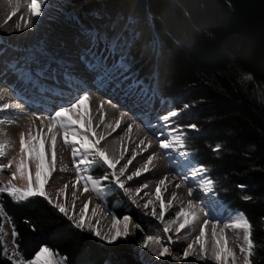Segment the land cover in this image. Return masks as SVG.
I'll use <instances>...</instances> for the list:
<instances>
[{
  "label": "trees",
  "instance_id": "16d2710c",
  "mask_svg": "<svg viewBox=\"0 0 264 264\" xmlns=\"http://www.w3.org/2000/svg\"><path fill=\"white\" fill-rule=\"evenodd\" d=\"M65 2L106 42L110 33L119 38L118 46L115 38L111 43L133 78L175 109L190 105L181 125L198 130L186 129L187 147L208 169L219 198L253 226L252 264H264V0ZM0 200L18 233L13 243L20 260L47 246L66 264H138L139 235L100 245L44 197L14 203L4 193ZM1 222L0 216V228ZM3 251L0 236V264H12Z\"/></svg>",
  "mask_w": 264,
  "mask_h": 264
},
{
  "label": "bare ground",
  "instance_id": "6f19581e",
  "mask_svg": "<svg viewBox=\"0 0 264 264\" xmlns=\"http://www.w3.org/2000/svg\"><path fill=\"white\" fill-rule=\"evenodd\" d=\"M30 1L0 0V50H3L0 52V87H6L4 100L0 101V103H17L21 105L12 112L0 113V143L6 145L4 149L5 155L0 157L3 161L15 156V142L17 143L21 132L27 137L30 131L35 134L40 130L41 120L39 122L35 116L44 119L45 116L54 111L55 106L61 103L67 106V100H61L58 96L60 89H56V92L52 95L34 92L28 86L27 80H23L19 73L14 71L13 65H15L16 60L26 57L35 46L40 42H44L51 52L66 60L77 62V56L86 44L85 40L78 42V34L74 35L73 33L77 30L73 25H62L60 23L61 20L57 18L55 12H52L53 3L50 2L49 5L41 4V12L44 10L43 14L46 13L34 18L30 9ZM22 9L29 11V15ZM13 12H15V15L12 14ZM36 20L39 21L38 25L34 22ZM25 22L29 24L27 28L25 27ZM17 25H19V28ZM72 30L74 31L72 32ZM105 43L108 42L105 41ZM72 51L76 54L70 53ZM142 81L144 80H140L141 83ZM77 83L88 90L87 94L90 97L87 108H81L80 111L85 115L91 116L96 136L104 135L106 137L105 140L101 141L99 147L110 158L120 160L117 165V174L119 168L133 157L134 152L137 155L126 170V176L131 175L138 168L143 169L148 155L154 154V158L149 165V172L143 173L138 178L134 177L132 181H127L126 176L122 177V179H125V186L130 190V196L126 195L123 190L114 188L111 191L101 193V198H98L97 194L91 190L85 192L83 183H76V169L72 164L71 149L64 145L63 139L58 135L55 147L56 170L50 176L47 184L58 195L57 200L59 203L63 204L67 211L74 215L75 219H79L81 211L84 209L85 203H87L88 208L84 212L85 223L88 220H92L89 223L101 235L110 236L115 231L112 228L113 216L110 213H113L117 218L118 215L123 214L120 211L114 213L112 207H110L112 194L118 193L119 198L137 207L149 225L146 236L154 237L153 240L148 242V247L143 250L141 260L144 264H169L168 262L173 264H182L183 262L186 264H214V260L211 259L214 250L212 243L213 223H216L217 236L221 234V231L223 232L226 241L225 246L234 252L236 264H243V254L240 252V246L244 243L243 230L223 227L224 223L230 222V216L225 212L226 208H224L223 204L217 202L214 195L200 190L198 182L190 181L187 184H181L178 173L187 171L184 156L180 153H171L169 158L159 149V141L153 135V132L158 130L157 118L164 115L167 111L175 109L173 103L168 100H157V97L151 92L152 90H149L151 88L149 86L146 87L144 83H142L144 84V90L148 98H150L148 104L143 102L135 103L131 99H125L124 96L106 87L98 89L91 78L77 81ZM75 91L74 88L73 93ZM80 94L83 95L84 93L81 92ZM67 96L68 92L64 91V97L66 98ZM16 97H20V99ZM114 104L116 105L115 107H113ZM101 109L104 116L103 122H101ZM139 112H145V118H142ZM121 113H124V115L122 116ZM174 119L176 120V118ZM117 121H120L119 127L116 126ZM48 122V120L44 119L45 125ZM129 125H131L130 130ZM149 125H151V129L148 127ZM113 128H116V130L113 131ZM46 132L47 127L43 128L41 134L43 135ZM142 140L145 144L149 141L151 142V146L146 151H142L144 149V144L140 143ZM44 151L46 160L50 161L52 159V151L50 140L47 138L44 142ZM122 153L125 157L124 159H120ZM177 169L180 170L177 171ZM92 175L100 177L103 175V170L98 171L95 169ZM161 179H165V184L160 186L162 199L165 203L168 200H173L174 203V208L166 212L165 218L168 217L170 210L174 214L180 208L187 209L189 200H192L195 206L194 210L198 216L194 224L189 229L182 230L181 233H175L178 223L171 225V231L168 235H171L175 241L171 245L168 244V235L163 232V224L156 218L159 216L160 207L159 202L155 200V190ZM104 184L106 187H110L107 182H104ZM176 184H181V186L177 188ZM143 185H147V187L137 194L136 190ZM190 187L192 188L191 196H189ZM89 188L91 189V186ZM173 193H175V198H173ZM105 196L106 199L104 198ZM133 199L136 201L135 204L132 203ZM149 199L153 201V204L149 206L148 210H145L143 205ZM205 206L211 208L212 215L218 219L210 220L209 224L204 226V255L206 260L201 261L198 258L200 254L199 244H195L194 241L199 235L200 227L207 218L203 210ZM152 208L156 210V217L152 215ZM130 226L131 223L129 222V235ZM121 227L122 223L117 225V228ZM128 236L127 238H129ZM158 239L163 242V246L170 247V254L163 258H158L155 254L162 247V244L157 243ZM190 243H193V255L184 259L183 252Z\"/></svg>",
  "mask_w": 264,
  "mask_h": 264
},
{
  "label": "snow or ice",
  "instance_id": "6c2138e0",
  "mask_svg": "<svg viewBox=\"0 0 264 264\" xmlns=\"http://www.w3.org/2000/svg\"><path fill=\"white\" fill-rule=\"evenodd\" d=\"M30 9L33 13V17H39L41 15V3L40 0H31ZM15 15V12L12 13ZM39 24V21H34ZM29 24L25 22L27 28ZM19 28V25H17ZM115 38L117 46L119 45V38L113 37L109 34L108 43L105 44V37L101 34L99 29H93L90 26H85L79 29L78 42L85 40L86 44L82 48L81 52L77 56V62L66 60L65 58L51 52L46 43L40 42L34 49L26 56L18 58L13 69L18 72L23 80H27V84L36 93L44 95H52L56 92V89H60L58 96L61 100H67V106L61 103L55 106L54 111L45 116L44 119L48 120V124H44V119H41L40 130L35 134L30 131L27 137L23 132L19 134V159L15 161V171L11 174V180L7 186H0V195L6 193L7 197L11 198L14 203H22L33 197H44L52 201L48 197L45 191V184L48 182L52 173L56 170V152L55 147L57 143L58 135L63 139L65 146L71 149L72 164L76 169V183H83L84 191L89 190L95 192L98 198L101 193L111 191L113 188L123 190L126 195H131L130 190L125 186L126 170L129 165L132 164L133 159L136 157V153H133V157L128 159L122 167L119 168L117 174V165L120 160H114L110 158L107 153L99 147L101 141L105 140L104 135L96 136L94 128L91 122V116L81 113V108H87L90 100L87 94V89L81 87L77 81H83L86 78H91L92 82L99 89L100 87H106L107 89L114 90L118 94L124 96L125 99H131L135 103L143 102L148 104L150 98L144 90L143 84L138 78H132L128 72L124 70V61H117L111 56V53L116 51V47L112 45L111 40ZM3 50H0L2 52ZM103 53V54H101ZM246 80H251L252 77L246 76ZM75 88V93L73 89ZM64 91L68 92V96L64 97ZM6 87H0V101L4 100V94ZM84 94L81 95L80 93ZM20 99V97H16ZM110 102V101H109ZM21 105L17 103H0V113L12 112L18 109ZM116 105L114 104L113 107ZM190 105L185 103L182 109H173L167 111L164 115L157 118L158 130L153 132L159 141V149L164 153L166 157L171 156V153H180L186 158L185 167L186 172L178 173L180 176L181 184H187L191 182H198L199 189L215 195V188L213 180L207 175L208 169L203 165L193 164L190 156L191 154L185 151L186 144V129L198 130L195 124H189L182 126L175 122L174 118H179L182 111H187ZM123 116L124 113H121ZM104 116L101 109V122H103ZM78 125V126H77ZM120 121L116 122V126L119 127ZM47 127V132L41 134L43 128ZM151 129V125L148 126ZM131 125H129V130ZM113 131L116 128L112 129ZM110 135V133H109ZM50 140V146L52 151V159L46 160L44 151L45 139ZM144 144L146 151L151 142L147 144L142 140L140 142ZM6 145L0 143V157L5 155ZM220 146L217 145L213 151L218 152ZM123 153L120 159H124ZM153 155H148L147 160L143 165V169L138 168L131 175L126 176L127 181H132L134 177H140L143 173L150 171L149 165L152 163ZM29 160L35 165V184L32 182L31 174L29 173ZM171 162V160H170ZM13 164L12 160H9L8 164L0 165V170L9 168ZM101 167L103 169V175L95 177L91 173L95 168ZM26 180V187L18 188L12 182L17 176ZM104 182H107L110 187H106ZM165 184V179H161L155 190V200L159 202L160 212L156 217V210L152 208V215L156 217L163 224V232L168 235L171 231V225L178 223V227L175 228V233H181L182 230L189 229L194 222L198 219L197 213L194 210L195 206L192 200L188 201V208H180L175 211V218L169 219L165 222L164 218L166 212L169 209L174 208L173 200H168L167 203L162 199L161 185ZM181 184H176L179 188ZM91 186V189L89 188ZM67 187V186H65ZM75 187V185H73ZM147 185H143L136 190L139 194L143 188ZM242 187V186H241ZM147 195V193H145ZM192 195V188H189V196ZM106 199V196L104 197ZM175 198V193H173ZM247 199V197H246ZM3 201L0 200V204ZM132 203L136 201L133 199ZM153 204V201L149 199L144 203L145 210L149 209V206ZM60 213L67 215V209L63 204L55 203ZM88 204L85 203L84 209L81 211L79 219L75 220V227L80 230L91 231L94 235L101 240H105L108 244H112L117 239L123 237L127 238L129 235V221L130 217L125 215L121 218L113 216L112 228L115 230L114 234L110 236L101 235L90 223H85L86 217L84 215L87 210ZM0 210H3L0 208ZM204 214L207 217L203 225L200 227L199 235L195 238L194 243L199 244L200 254L199 259L205 261V230L204 226L208 225L210 220H217L218 218L212 215V209L205 206ZM69 219H74V216H69ZM230 222L224 223V228H230L233 230H243V245L240 246V252L243 254V264H252V258L255 253V242L252 238L253 226L242 213L235 214L229 217ZM122 223L121 228H117V225ZM138 229L139 225H135ZM212 243L213 253L211 259L215 261V264H236L234 252L225 246L226 241L221 231V234L217 236L216 223L212 225ZM13 239L18 236L13 226ZM153 236H146L142 243V247H148V241L153 240ZM224 242V243H222ZM157 243L162 244V247L158 253H155L158 258H163L170 254V247L163 246L161 240H157ZM175 243L171 235H168V244ZM56 253L50 250L47 246H41L35 253L34 258L24 260L21 258L19 261H12V264H66L64 259H56ZM193 255V243L187 245V248L183 252V258L187 259Z\"/></svg>",
  "mask_w": 264,
  "mask_h": 264
},
{
  "label": "rangeland",
  "instance_id": "374dc122",
  "mask_svg": "<svg viewBox=\"0 0 264 264\" xmlns=\"http://www.w3.org/2000/svg\"><path fill=\"white\" fill-rule=\"evenodd\" d=\"M45 1L44 0L43 1H40V3L42 5H44V4L45 5H49L50 2L54 4L53 5L54 7H53V11L52 12H55V15L57 16V18H59L61 20L60 23L62 25L71 24V25H73L76 28L77 31L72 30V32L74 31L73 32L74 35L76 33L78 34L79 29L83 28V26L85 27L84 22L77 16V14L75 13V11H74L73 8H69L68 7V5L65 2V0H48V1L45 0ZM29 4H31V1H30ZM22 11H24L26 14L29 15V11H27V10L25 11L24 9H22ZM43 12H44V10L41 12V15L43 14ZM56 16H54V17H56ZM115 52L116 51H114V52L111 53V56L114 59H116L117 61H121V60L124 61L125 60L121 55H120L121 56L120 57ZM70 53L76 54L73 51L70 52ZM125 61H124V66H125L124 67V70L126 72H128V74H129L130 77H132L131 74H130V71H129V67L127 65V61H126V63H125ZM148 86L151 87V89H149L150 91L151 90L154 91V89H153V87L151 85H148ZM157 100H159V99H157ZM166 107H168V105H166ZM141 114H143V113L139 112V115L144 118V116L141 115ZM35 117H39V116H35ZM41 119H38V121L40 122ZM185 120H187V112L186 111H182L181 114H180V117L179 118H176L175 122L181 125L182 122L185 121ZM185 144H186V142H185ZM185 151H187L188 153L191 154L190 159H191L192 163L193 164H198L196 158L193 156V153L189 151V149L187 147V144H186ZM15 153H16L15 156H13L12 158L9 157L8 160L3 161V160L0 159V165L8 164L9 160H12L13 161V164H12L11 167L0 170V186H7L8 182L11 180V174H12V172L15 171V161H17L19 159V138H18L17 143L15 142ZM176 165H177V163H176ZM95 169H97L98 171L99 170H103L101 167H97ZM178 170H180V169H177V171ZM94 172H95V170L93 171L92 174H94ZM29 173L31 174L33 184H35V165L31 162V160H29ZM12 182L15 184L16 187L21 188V189L24 188V187H26V183H27L26 180L20 178L19 175ZM48 186L49 185L46 183L45 184V191L47 192L48 197L52 201L50 204L54 207V204L55 203H59V201L57 200V196L58 195H56L55 194V191H52L51 187L50 186L48 187ZM219 195L220 194L215 189V195H214V197L217 200V202H219V203H221V204L224 205V208H226L225 209V212H226L227 215L234 216L235 214H238L239 213V212H235L234 210L230 209L227 204L223 203L221 201V199L219 198ZM112 196H113V197H111L112 201L110 200L111 201L110 202V207H112V210L114 211V213H117V212L120 211V212H123V215L124 216L125 215H128L131 218L130 221H129L131 223V226H130V235L128 236L129 238H123V237H121L119 239H123L126 243L127 242H133L134 237H136L137 235H139L140 238L142 239V243H143V241L146 238V235H147V232H148V227H149L147 220L141 214V212L137 209V207L133 206L130 202H126L125 200L119 198V194L118 193L112 194ZM47 200L49 201V199H47ZM128 200H130V199L128 198ZM54 208H56V207H54ZM57 211L59 212L58 209H57ZM69 211H70V209H69ZM172 212L173 211H171V210L169 211L168 217L164 219L165 222H167L169 219H174L175 218V216H174L175 213L172 214ZM60 214L64 217V219L68 223H70L71 226H73L74 228H76L75 227V220H76L75 217H74V219H69L68 218L69 216H74V215H72L68 211H67V215H65L63 213H60ZM110 215L111 216H114L113 213H110ZM120 215H118V218H121V220H122V217H119ZM0 216L2 218L1 228H0V236H1V241H2V245H3V249H4L3 253L11 261H13V260L19 261L20 258L17 255L16 248H15L14 243H13L12 229H11L10 223L8 221V218L6 217L5 213L2 210H0ZM90 221H92V220H88L87 223H89ZM135 225H139V228L137 229L135 227ZM83 231H87V227ZM93 237L96 240V242H98L100 245H109L106 241L101 240L99 237H97L94 234H93ZM142 243H141V245H142ZM141 245L139 247L133 248V255H134L135 260L138 262V264H144L142 262V260H141L142 259V253H143L144 247H142ZM55 258L56 259H62V258H60L58 256H56ZM235 259H236V256H235ZM168 263L169 264H173L171 262H168ZM182 264H186V263L183 262ZM214 264H215V261H214Z\"/></svg>",
  "mask_w": 264,
  "mask_h": 264
}]
</instances>
